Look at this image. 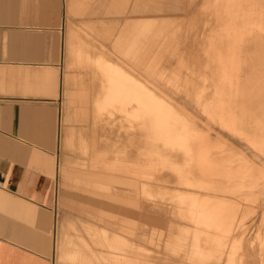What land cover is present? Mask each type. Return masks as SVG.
<instances>
[{"label": "crops", "instance_id": "crops-1", "mask_svg": "<svg viewBox=\"0 0 264 264\" xmlns=\"http://www.w3.org/2000/svg\"><path fill=\"white\" fill-rule=\"evenodd\" d=\"M129 2L0 0V264H179L181 252L196 264L223 258L215 233L132 231L131 208L103 199L128 196L111 185L148 179L145 158L129 167L117 156L109 160L112 151L93 137L89 172L75 174L65 161L68 140L88 154L86 134L116 117L110 109L131 105L117 104L129 89L125 76L135 80L130 91L145 85L115 53L157 74L151 59H161L167 30L143 18L126 21L116 36V15ZM139 191L148 194L144 186Z\"/></svg>", "mask_w": 264, "mask_h": 264}, {"label": "rangeland", "instance_id": "rangeland-1", "mask_svg": "<svg viewBox=\"0 0 264 264\" xmlns=\"http://www.w3.org/2000/svg\"><path fill=\"white\" fill-rule=\"evenodd\" d=\"M134 2L116 15V36L126 21L164 25L162 57L151 59L157 74L115 53L145 85L130 91L135 80L125 76L129 89L117 104L131 105L110 109L116 117L86 134L88 154L68 140L65 161L75 174L89 172L93 137L112 151L109 160L129 167L145 158L148 179L111 185L126 192L125 201L103 198L131 208L132 231L212 232L223 244L220 264L252 257L264 264V0H143L141 9ZM179 257V264H196L184 252Z\"/></svg>", "mask_w": 264, "mask_h": 264}]
</instances>
